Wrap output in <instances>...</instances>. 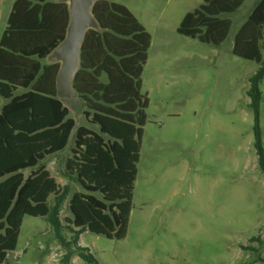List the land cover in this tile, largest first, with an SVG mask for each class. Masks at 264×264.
Listing matches in <instances>:
<instances>
[{
  "label": "rangeland",
  "instance_id": "obj_1",
  "mask_svg": "<svg viewBox=\"0 0 264 264\" xmlns=\"http://www.w3.org/2000/svg\"><path fill=\"white\" fill-rule=\"evenodd\" d=\"M16 1L0 0V41ZM111 1L125 6L151 36L142 75L149 107L127 237L116 241L84 233L79 241L95 258L91 264H264V245L253 241L264 242V174L254 148L256 115L249 95L261 64L233 54L235 37L260 0H245L229 16L232 27L219 47L178 33L185 16L204 0ZM261 52L264 60L263 45ZM52 61L64 65L60 51L42 65ZM58 85L76 127L98 131L85 119L82 101ZM259 87L264 143V79ZM74 139L75 132L63 152L42 163L60 187H71L59 232L45 218L26 216L16 250L0 264H89L79 257L65 221L71 218V197L83 192L65 177ZM54 204L51 196L49 206Z\"/></svg>",
  "mask_w": 264,
  "mask_h": 264
},
{
  "label": "trees",
  "instance_id": "obj_2",
  "mask_svg": "<svg viewBox=\"0 0 264 264\" xmlns=\"http://www.w3.org/2000/svg\"><path fill=\"white\" fill-rule=\"evenodd\" d=\"M55 0H17L0 41V263L16 250L26 216L47 219L59 232V214L71 193L42 166L63 152L75 132L65 177L77 183L69 201L79 257L96 262L79 246L86 232L122 241L127 237L138 175L149 100L142 93L151 36L123 5L96 0L91 12L96 29L84 36L72 89L82 101L91 126L76 127L57 95L60 65H42L65 41L71 13ZM245 0H204L183 19L178 33L201 43L221 46ZM264 0L255 6L235 37L233 54L261 64L251 81L256 115L254 148L264 174V143L259 126L264 79ZM21 92V93H19ZM31 170L29 177L24 172ZM54 196L55 204L49 206ZM264 245L260 238H255ZM264 263V258L260 259Z\"/></svg>",
  "mask_w": 264,
  "mask_h": 264
},
{
  "label": "water",
  "instance_id": "obj_3",
  "mask_svg": "<svg viewBox=\"0 0 264 264\" xmlns=\"http://www.w3.org/2000/svg\"><path fill=\"white\" fill-rule=\"evenodd\" d=\"M69 2L71 16H73L72 27L68 29L66 39L60 49L64 58L63 69L60 73L59 83L65 87L69 96L71 80L79 64L81 45L85 33L96 25L94 16L90 11L96 0H66Z\"/></svg>",
  "mask_w": 264,
  "mask_h": 264
},
{
  "label": "crops",
  "instance_id": "obj_4",
  "mask_svg": "<svg viewBox=\"0 0 264 264\" xmlns=\"http://www.w3.org/2000/svg\"><path fill=\"white\" fill-rule=\"evenodd\" d=\"M56 1V0H55ZM54 1V3H56ZM56 4H60V3H56ZM70 22H71V20H70ZM69 27H70V25H69ZM62 46H63V44L55 51V52H57V51H60V49L62 48ZM54 52V53H55ZM54 53H52V54H54ZM51 54V55H52ZM50 55V56H51ZM49 56V57H50ZM48 57V58H49ZM54 64H59L60 65V72H59V74H58V77H57V95H58V98H59V78H60V73H61V71H62V69H63V66H62V64L60 63V62H57V61H52L51 63H50V65H54ZM50 65H47V66H50ZM78 68H79V64H78V66H77V69H76V72L78 71ZM76 72H75V74H76ZM75 74H74V76H75ZM74 76H73V78H72V80H71V83H70V89H69V93L71 94V93H73L74 95H76V93L73 91V89H72V83H73V79H74ZM70 94H69V97H70ZM72 95V94H71ZM77 96V95H76ZM60 99V98H59ZM71 99H73V96H71ZM61 101H63L62 99H60ZM63 104H64V106L66 107V105H65V103L63 102ZM69 109V108H68ZM81 236H83V235H81ZM80 236V237H81ZM79 240H80V238H79ZM80 242V241H79ZM79 246H81V247H84L82 244H81V242L79 243Z\"/></svg>",
  "mask_w": 264,
  "mask_h": 264
}]
</instances>
